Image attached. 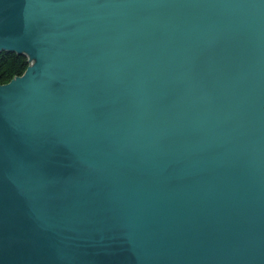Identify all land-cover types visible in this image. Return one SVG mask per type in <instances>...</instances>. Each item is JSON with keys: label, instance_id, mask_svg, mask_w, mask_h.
Wrapping results in <instances>:
<instances>
[{"label": "water", "instance_id": "water-1", "mask_svg": "<svg viewBox=\"0 0 264 264\" xmlns=\"http://www.w3.org/2000/svg\"><path fill=\"white\" fill-rule=\"evenodd\" d=\"M0 264H264V0H0Z\"/></svg>", "mask_w": 264, "mask_h": 264}, {"label": "trees", "instance_id": "trees-1", "mask_svg": "<svg viewBox=\"0 0 264 264\" xmlns=\"http://www.w3.org/2000/svg\"><path fill=\"white\" fill-rule=\"evenodd\" d=\"M29 66L25 56L16 53H0V85L11 82L18 76H22Z\"/></svg>", "mask_w": 264, "mask_h": 264}]
</instances>
